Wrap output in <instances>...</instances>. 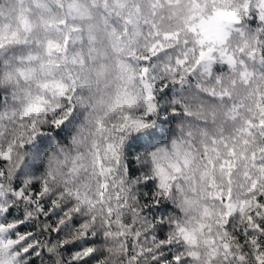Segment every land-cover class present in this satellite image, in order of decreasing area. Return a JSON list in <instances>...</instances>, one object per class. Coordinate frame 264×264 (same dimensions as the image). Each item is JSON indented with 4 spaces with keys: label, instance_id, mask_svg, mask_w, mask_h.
Listing matches in <instances>:
<instances>
[{
    "label": "snow or ice",
    "instance_id": "obj_1",
    "mask_svg": "<svg viewBox=\"0 0 264 264\" xmlns=\"http://www.w3.org/2000/svg\"><path fill=\"white\" fill-rule=\"evenodd\" d=\"M0 264H264V0H0Z\"/></svg>",
    "mask_w": 264,
    "mask_h": 264
},
{
    "label": "trees",
    "instance_id": "obj_2",
    "mask_svg": "<svg viewBox=\"0 0 264 264\" xmlns=\"http://www.w3.org/2000/svg\"><path fill=\"white\" fill-rule=\"evenodd\" d=\"M169 95H170V93H169ZM58 132H59V130H53L52 135L55 137V139L58 142H61V143L65 142L67 140V138H68V134L69 133L67 131H65V132L59 133V135H57ZM41 148H47V143L45 142V144L41 145ZM164 211H171L170 206L166 207L164 209Z\"/></svg>",
    "mask_w": 264,
    "mask_h": 264
},
{
    "label": "clouds",
    "instance_id": "obj_3",
    "mask_svg": "<svg viewBox=\"0 0 264 264\" xmlns=\"http://www.w3.org/2000/svg\"><path fill=\"white\" fill-rule=\"evenodd\" d=\"M163 127L169 129V134H171L175 130V122L170 121L168 124L163 125Z\"/></svg>",
    "mask_w": 264,
    "mask_h": 264
}]
</instances>
